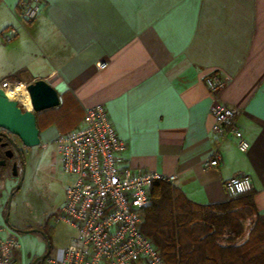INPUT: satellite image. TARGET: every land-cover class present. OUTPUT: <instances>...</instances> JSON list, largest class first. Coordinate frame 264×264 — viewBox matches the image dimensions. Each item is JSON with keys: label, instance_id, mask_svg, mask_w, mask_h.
Instances as JSON below:
<instances>
[{"label": "crops", "instance_id": "0c3cea01", "mask_svg": "<svg viewBox=\"0 0 264 264\" xmlns=\"http://www.w3.org/2000/svg\"><path fill=\"white\" fill-rule=\"evenodd\" d=\"M20 1L0 0V86L49 81L68 108L66 132L81 126L87 106L103 104L126 163L176 175L172 183L198 203L225 202V181L249 176L264 223V0H43L31 21H20ZM10 26L19 32L4 40ZM214 72L227 78L216 96L207 83ZM217 99L241 110L250 146L223 140L220 165L206 168ZM47 117L41 128L56 139L60 128Z\"/></svg>", "mask_w": 264, "mask_h": 264}, {"label": "built area", "instance_id": "2783aa9c", "mask_svg": "<svg viewBox=\"0 0 264 264\" xmlns=\"http://www.w3.org/2000/svg\"><path fill=\"white\" fill-rule=\"evenodd\" d=\"M42 4L43 0H21L20 21L34 20ZM5 32L10 40L19 28L10 26ZM106 66L105 61L98 62L101 69ZM207 83L216 96L227 78L214 72ZM211 112L212 131L218 138L212 155L203 160L206 168L220 165L223 140L234 138L241 151L250 146L238 123V107L217 99ZM55 143L62 170L71 177L58 220L70 223L76 234L65 248L47 256V264H169L142 226L145 208L152 203L150 184L157 179L173 182L176 175L136 171L128 165L123 155L127 144L118 136L103 104L87 106L81 126L60 134ZM225 189L229 199L252 191L254 184L247 175H235L225 181ZM4 230L0 211V264H18L16 252L21 242L4 235Z\"/></svg>", "mask_w": 264, "mask_h": 264}, {"label": "trees", "instance_id": "16d2710c", "mask_svg": "<svg viewBox=\"0 0 264 264\" xmlns=\"http://www.w3.org/2000/svg\"><path fill=\"white\" fill-rule=\"evenodd\" d=\"M52 110L48 121L58 125L68 115L62 102ZM150 195L142 230L169 264H264V223L253 190L222 203L202 204L172 182L157 179L150 184ZM247 219H252L249 235L240 241Z\"/></svg>", "mask_w": 264, "mask_h": 264}, {"label": "rangeland", "instance_id": "374dc122", "mask_svg": "<svg viewBox=\"0 0 264 264\" xmlns=\"http://www.w3.org/2000/svg\"><path fill=\"white\" fill-rule=\"evenodd\" d=\"M5 20L6 16L0 14V29ZM5 31L6 29L2 30L1 34L7 40ZM16 84L22 83L10 79L4 81L0 89L4 90ZM58 127L60 130L57 128V135L68 131V115L59 122ZM52 139L55 140L53 134ZM54 140L44 149L35 147L34 155L28 162L25 181L13 197L10 212V222L24 229H41L47 234V238L37 231H16L5 222L3 234L15 236L21 242V248L16 252L18 264H32L39 252L47 250L48 241L52 248L50 253L65 248L76 234V229L70 223L58 220V214L66 199V186L71 177L62 170V157ZM6 196L4 191L0 199L4 201ZM3 208L4 204L0 201V209ZM252 219H255L254 215ZM252 219L245 221L246 230L240 241L247 239Z\"/></svg>", "mask_w": 264, "mask_h": 264}, {"label": "water", "instance_id": "95a60500", "mask_svg": "<svg viewBox=\"0 0 264 264\" xmlns=\"http://www.w3.org/2000/svg\"><path fill=\"white\" fill-rule=\"evenodd\" d=\"M29 92L32 103L31 108L22 111L19 100L17 98H6L3 90L0 89V127L9 128L13 133L17 134L25 145L31 146L40 142L39 128L37 126L36 111H42L48 108L56 107L61 103L58 90L46 79L40 78L25 85ZM33 109V110H32ZM13 193L9 197L8 210L5 215V222L10 225V208ZM16 231V228H13ZM23 232L37 231L47 238V234L38 228H30L21 230ZM52 248L48 241L45 253L37 256L32 264H38L40 260H44L51 252Z\"/></svg>", "mask_w": 264, "mask_h": 264}, {"label": "flooded vegetation", "instance_id": "af4514ba", "mask_svg": "<svg viewBox=\"0 0 264 264\" xmlns=\"http://www.w3.org/2000/svg\"><path fill=\"white\" fill-rule=\"evenodd\" d=\"M19 103L22 111L32 107V103L31 107L24 105L21 100H19ZM50 109L51 108L35 112L37 126L40 130V142L38 144L31 146L25 145L19 136L13 133L9 128L0 127V197L3 196L4 191L7 193L5 200H2V204H4V208L2 209L4 218L8 210L10 195L13 193L14 197V195L21 189L25 181L28 171V162L30 157L34 155L35 147L38 146L39 148L44 149L54 140L52 139V129H49L51 126L46 129H42L40 125V117L42 115L48 116L49 114L47 113H49ZM10 225L20 232L21 230H25L15 223L10 222Z\"/></svg>", "mask_w": 264, "mask_h": 264}, {"label": "bare ground", "instance_id": "6f19581e", "mask_svg": "<svg viewBox=\"0 0 264 264\" xmlns=\"http://www.w3.org/2000/svg\"><path fill=\"white\" fill-rule=\"evenodd\" d=\"M4 95L8 98H21V102L27 107H31L29 92L23 84H16L3 90Z\"/></svg>", "mask_w": 264, "mask_h": 264}]
</instances>
